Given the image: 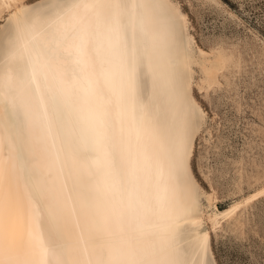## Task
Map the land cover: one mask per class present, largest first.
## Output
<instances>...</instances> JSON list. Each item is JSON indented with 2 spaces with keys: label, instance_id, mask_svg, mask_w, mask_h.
<instances>
[{
  "label": "bare ground",
  "instance_id": "6f19581e",
  "mask_svg": "<svg viewBox=\"0 0 264 264\" xmlns=\"http://www.w3.org/2000/svg\"><path fill=\"white\" fill-rule=\"evenodd\" d=\"M5 2L15 25L0 55L4 258L40 264L61 254L69 264H191L178 224L185 216L175 211L181 192L161 135V125L174 126L181 108L161 104L159 87L148 99L154 80L179 86L163 14L131 0L89 9L66 0L63 9L42 6L25 18L16 0ZM83 27L87 54L73 63L56 39ZM263 194L264 186L206 221L216 227ZM204 216L182 219L200 227L203 255L210 239L200 225Z\"/></svg>",
  "mask_w": 264,
  "mask_h": 264
},
{
  "label": "rangeland",
  "instance_id": "374dc122",
  "mask_svg": "<svg viewBox=\"0 0 264 264\" xmlns=\"http://www.w3.org/2000/svg\"><path fill=\"white\" fill-rule=\"evenodd\" d=\"M16 3L25 18L43 11L42 6L52 10L46 6L49 0ZM162 4L158 10L171 34L170 64L197 110L196 117H186L199 124L190 159L198 158L197 164L210 159L215 178L213 186L204 177L210 189L206 195L184 191L174 177L181 192L176 214L187 218L204 213L200 225L210 235L204 256L198 247L200 227L181 218L183 245L191 264L197 260L264 264V194L220 218L216 227L206 221L207 215L230 209L264 186V0H162ZM14 25L12 9L0 0V55ZM199 171L202 175L204 169Z\"/></svg>",
  "mask_w": 264,
  "mask_h": 264
},
{
  "label": "snow or ice",
  "instance_id": "6c2138e0",
  "mask_svg": "<svg viewBox=\"0 0 264 264\" xmlns=\"http://www.w3.org/2000/svg\"><path fill=\"white\" fill-rule=\"evenodd\" d=\"M126 0H72L70 7L74 9L93 7H109L119 8ZM132 4L140 8L157 9L163 7L162 0H131ZM66 0H49L46 5L51 9H63ZM67 41V43H65ZM57 47H61L63 52L72 57L73 63H81L82 58L87 54L89 46V33L87 27L81 28L72 36L61 34L56 39ZM160 88V103L166 108L171 109L174 105L179 104L181 113L174 126L161 125V129L165 133L167 139V163L169 174L172 177L178 178L181 187L186 192L202 191L206 195H210L207 182L204 177L207 176L215 186V178L213 175V166L209 159L207 164H197L198 158H191L192 142L195 138L199 127L196 120H188L187 116L196 117L197 110L193 107L191 101L187 97L186 90L168 81L163 85H158L154 80L152 83V92L149 95V101H152L156 96L157 88ZM200 111H204L200 109ZM209 118L210 113L205 112ZM203 168V174H200L199 169ZM7 209L2 200H0V264H27L24 261H16L11 258H4L3 250L7 241ZM40 264H69L68 261L62 258L61 254H56L51 260H42ZM130 264H140V262H130ZM145 264H156V262H145ZM161 264H185L183 261H166ZM196 264H201L200 260ZM203 264H209L204 261Z\"/></svg>",
  "mask_w": 264,
  "mask_h": 264
}]
</instances>
